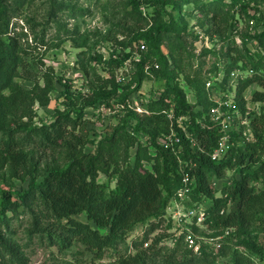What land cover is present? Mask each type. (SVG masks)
<instances>
[{
  "label": "trees",
  "instance_id": "obj_1",
  "mask_svg": "<svg viewBox=\"0 0 264 264\" xmlns=\"http://www.w3.org/2000/svg\"><path fill=\"white\" fill-rule=\"evenodd\" d=\"M249 1L126 0L117 12L121 15L122 23L118 26L122 37L110 40L113 47L109 57L95 55L90 59L95 65L83 66L89 77L88 91H73L70 82L62 85L64 109H56L50 123L37 125L33 122L37 116L35 105H50L55 73L46 71L41 77L33 71L22 74V70L28 68L24 56L26 49L14 34L12 19L33 0H0V132L4 135L0 140V171L8 168L16 179L30 178L25 189H0V260L24 263L5 232L10 218L17 216L24 207L33 217L31 233L41 234L61 251L81 245L102 258L105 251L127 245L136 226L149 225L143 239L134 243L137 253L121 255L119 264H156L160 262L157 258H163L158 264H218V257L228 258L229 264L254 263L253 255L263 252L257 246L256 226L264 229V192H257L252 181L263 179L264 182V130L259 134L257 128L264 124V115L260 120L258 117L251 119L250 126L241 127L239 134L233 132L234 147L222 159L213 161L211 153L222 133L219 125L210 122V110L216 105L211 92L198 79H187L186 90L161 48L163 37L182 41L183 25L176 19L174 10L181 12L190 4L205 16H211L214 25L219 20L227 24L236 22L237 8L248 21L257 20L255 15L248 13ZM144 6L151 13L145 14ZM56 10L62 9L52 4L49 21L55 19ZM164 16L168 17L167 21L163 20ZM149 19L155 21L151 27L136 26L148 23ZM250 39L264 49V31ZM143 45L148 51L140 50ZM135 50L139 56V61L135 62L136 72L131 82L121 84L117 82L116 72L135 57ZM171 56L176 63L174 51ZM240 63L244 70L251 67L257 74L264 67V57L260 53L252 54L245 43L235 59L236 65ZM36 66L44 67V64L40 61ZM18 78L34 85L27 89ZM151 79L159 83L160 93L144 95L143 112L139 113L129 107L130 98L140 92L144 81ZM58 80L63 84L62 79ZM261 82L262 77L258 75L241 82L235 109L246 112L244 91ZM188 92L195 94V103L188 100ZM114 104L121 107L117 108L118 114H122L118 115L122 116L120 123L96 143L93 152L86 151L88 145L96 142L89 134L88 112L100 105L113 109ZM203 104L205 107L201 109ZM180 118L182 125L178 123ZM253 125L256 128L251 134ZM248 127L250 140L243 136ZM172 131L181 138L175 151L159 143ZM187 134L201 148L193 147ZM132 147H136V154L130 162L129 149ZM47 155L52 161L46 160V167L38 171ZM55 155L63 157L64 165L56 164ZM182 169L196 181L186 208L193 204L206 205L207 218L203 228L193 227L195 234L201 236L207 230H212L213 234L233 230L231 238L240 239L236 247L231 246L232 239L226 236L219 252L204 244L196 254L180 239L170 254L162 255L157 245L168 237L166 233L144 249L149 235L165 225L167 208L183 187ZM231 169L239 177L227 181L222 191L217 189L216 181ZM39 172L42 181H38ZM101 175L106 176L109 183L114 182L115 187L101 183ZM82 214L89 222L75 219ZM165 228L167 231L171 224Z\"/></svg>",
  "mask_w": 264,
  "mask_h": 264
},
{
  "label": "rangeland",
  "instance_id": "obj_2",
  "mask_svg": "<svg viewBox=\"0 0 264 264\" xmlns=\"http://www.w3.org/2000/svg\"><path fill=\"white\" fill-rule=\"evenodd\" d=\"M124 3H126V0H33L30 4H26L24 8L18 10L17 15L12 19V25L15 36L19 38L21 46L26 49L24 56L28 68L22 70V74L28 75L33 71L32 73L41 77L46 71L51 72L53 70L55 73L53 77L55 89L51 93V103L47 107H41L39 104L35 105L37 115L33 121L35 124L50 123L53 120L56 109H64V99L61 96L64 89L62 85L70 82L73 86V91L82 93L88 91L87 83L89 77H87L83 66L87 63L95 65V62L90 60L95 55L102 54L106 58L109 57L113 47L111 39L116 37L120 39L122 37L121 29L118 26L122 23L121 15L117 12L118 7L124 6ZM52 4H55L56 7H61L62 10H56L55 19L49 21L48 13ZM147 9L146 6L143 7L144 13H151ZM173 13L183 25L181 32L183 33L182 41H177L174 37H163L164 41L161 48L168 55L170 63H173L171 67L175 68L179 73L182 86L187 90L186 80L198 79L201 85L204 83L205 88H208L211 92L212 100L216 98L221 99V101H234V105H237V90L241 82L258 75V77H262V84H253L244 91L246 112L242 113L239 110L237 125L240 128L250 126L251 119L255 117L260 120L264 115V67L256 74L251 70V67H247L244 70L241 63L236 65L235 59L238 57V50H242L245 43L252 54L260 53L264 57V49L250 39V37L264 31V0L249 1L248 13L249 15H255L257 20L248 21L245 15H241L239 8L235 11L237 14L236 22L230 21L227 24L219 20L216 25L211 21V16H205L190 4H187L183 11L174 10ZM163 18L165 21L168 20L166 16ZM154 23L155 21L149 19L148 23L142 22L136 26L140 25L148 28ZM129 25L133 26V24ZM147 49L144 51H148ZM171 50L176 55V63L172 59L171 52L173 51ZM135 52V57L129 59L116 72L117 82L127 84L132 81L136 72L135 62L139 61L138 51L135 50ZM40 61H42L44 67L36 66ZM97 69L102 75L104 74L101 68ZM58 79H62L63 84ZM17 81L22 83L27 89L34 85L33 82L24 78H18ZM209 83L210 86L208 87ZM158 89L159 83L154 79L144 81L140 92L130 98L131 106L137 109L139 107L143 108L144 95H148L151 92H159L160 90ZM207 99L209 101L210 98L207 97ZM188 100L192 104L195 103V94L188 92ZM113 106L112 113L102 111L99 116H93L95 114L94 111L88 112L89 134L96 142L93 145H88L86 151L93 152L96 143L104 136L109 135L120 123L122 116L118 115L122 114H118L120 111L117 110V104ZM204 107L205 104H203L201 109H204ZM226 112H231V110L228 109ZM170 113L172 114V112ZM250 113H253V115ZM251 128L250 133L252 134L256 126L254 127L253 125ZM257 128L260 134L261 130H264V124H260ZM3 138L4 135L0 132V140ZM135 154L136 147L130 148V162H133ZM54 159L56 164L64 165V159L61 155H55ZM44 160V162L40 163L38 171L43 170L47 165L45 164L46 160L51 162L52 157L47 155ZM143 170H145L144 166ZM40 175L41 173L37 176L38 181L43 180ZM237 177L239 176L235 170L231 169L226 173L225 177L217 180L214 186L222 191L227 181H232ZM99 180L101 183H109V180L104 175H101ZM29 181L30 178L25 181L14 178L8 168L0 171V189H25ZM109 184L112 188L115 187L114 182ZM252 186L257 192H264L263 179L252 181ZM169 213L171 214V212ZM75 219L84 223L89 222L84 214L76 216ZM32 221L33 217L29 209L22 207L17 216L10 218L9 226L5 228L7 231L4 229L6 236L17 247L19 256L24 261L23 264H119L118 261L121 255L128 256L137 253L134 243L140 242L150 229L149 225L136 226L129 235L127 245L109 249L105 251L102 258H98L81 245L67 251H61L58 247L51 246L41 234L31 233ZM90 224L95 227L93 223ZM256 227L259 232L257 246L262 248L263 252L253 255V264H264V229ZM165 229V225H162L159 230L151 233L148 244H145L144 249L152 245L155 238L166 234L167 231ZM232 231L229 230L230 233L227 235L222 231L213 234L212 230H207L201 236L215 239V242H212L213 244L210 247L217 253L219 252L217 243L226 242L225 237L227 236V239L231 238ZM239 240L234 237L229 243L232 247H236ZM174 248L175 245L167 239H162L157 245V249H160L162 255L170 254ZM241 249L243 248L241 247ZM156 260L161 262L163 258H157ZM217 260L218 264H229L228 258L218 257ZM160 262H156V264ZM0 264L19 263L5 259L3 261L0 260Z\"/></svg>",
  "mask_w": 264,
  "mask_h": 264
},
{
  "label": "built area",
  "instance_id": "obj_3",
  "mask_svg": "<svg viewBox=\"0 0 264 264\" xmlns=\"http://www.w3.org/2000/svg\"><path fill=\"white\" fill-rule=\"evenodd\" d=\"M252 24V22H251ZM142 50L145 49V46H141ZM210 86V83L207 85ZM215 106L211 108L209 117L210 122L219 125L222 133V137L218 141L217 147L211 153V158L213 161H219L225 155L231 147H234L235 143L232 139V133H240V127L237 125V120L239 117V110L235 109L234 101H221V99H213ZM130 103V101H129ZM123 107V106H122ZM130 108L142 113L143 110L132 107ZM117 108H121L118 106ZM231 110V112H226V110ZM102 111H108L112 113V108H107L105 105H100L98 109L94 110L95 115L99 116ZM169 118L172 119L173 115L170 114ZM183 119L180 118L178 123L182 125ZM246 122V121H245ZM243 122V123H245ZM246 124V123H245ZM249 130L243 132V136L250 140L248 135ZM193 147L201 146L187 134ZM160 145L167 149H172L175 151V146L181 143V138L172 131L170 134L161 138L159 141ZM177 151V150H176ZM183 187L177 194V199L167 208L165 215V227L168 224H171V228L167 230L168 237L165 238L170 240V242L175 245L178 240L183 239L184 244L192 250L194 253L199 254L204 244L212 245V242H215V239H208L202 236L195 234L193 227L197 226L200 229L203 228V224L207 218L206 205H194L191 208H186V203L191 201L190 194L195 188V177L192 176L189 172L183 170ZM171 212V214L169 213ZM227 235L230 233L229 230L225 232ZM211 240V241H210ZM213 240V241H212ZM221 242V241H220ZM219 249L222 247V243H217Z\"/></svg>",
  "mask_w": 264,
  "mask_h": 264
}]
</instances>
